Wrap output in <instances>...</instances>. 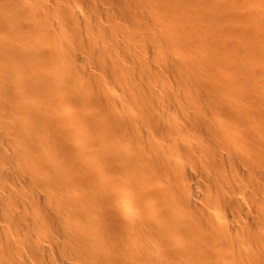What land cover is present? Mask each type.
I'll return each instance as SVG.
<instances>
[{
    "label": "bare ground",
    "instance_id": "obj_1",
    "mask_svg": "<svg viewBox=\"0 0 264 264\" xmlns=\"http://www.w3.org/2000/svg\"><path fill=\"white\" fill-rule=\"evenodd\" d=\"M0 264H264V0H0Z\"/></svg>",
    "mask_w": 264,
    "mask_h": 264
}]
</instances>
